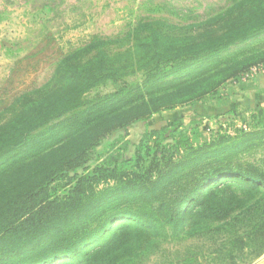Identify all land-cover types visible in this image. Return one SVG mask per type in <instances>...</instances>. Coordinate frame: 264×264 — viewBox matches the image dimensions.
Listing matches in <instances>:
<instances>
[{
	"label": "rangeland",
	"instance_id": "1",
	"mask_svg": "<svg viewBox=\"0 0 264 264\" xmlns=\"http://www.w3.org/2000/svg\"><path fill=\"white\" fill-rule=\"evenodd\" d=\"M220 41L226 43L224 48L195 59L189 56L184 67L169 66L151 79L130 65L123 76L110 77L85 92L83 108L51 115L54 119L37 125L23 143H16L19 136L0 138V150L16 143L11 151L8 146L0 153V169L10 173L44 155L49 159L71 140L88 144L82 132L87 119L127 112L141 115L144 108H149L150 115L144 113L148 117L106 136L96 149L101 161L119 162L113 167L124 182L135 181V175L146 177L149 162L161 153L158 144L173 148L181 142L183 148L188 140L193 149L213 143L229 147L250 134L264 136V115L246 122L236 111L235 98L244 75L264 66V0H0V136L19 126L30 108L49 107L70 90L67 77L56 82L53 76L64 61L65 66H76L77 61L67 59L74 51L87 49L77 57L85 63L100 60L99 53L107 50V66L115 67L134 64L156 50L173 53ZM30 91L28 101L20 97ZM175 121L178 124L168 128L167 136H144L147 129L160 130ZM231 152H238L242 162L261 166L264 140L255 149L242 146ZM180 160L176 154L171 164L165 158L145 181L162 186L178 180L185 173L174 167ZM167 164L170 168L164 169ZM229 184L235 195L244 197L243 186ZM121 187L120 181H110L99 189ZM118 192L121 200L128 191ZM118 224L131 226L128 221ZM135 231L131 228L130 233ZM181 249L175 243L165 251ZM166 259L161 252L145 253L133 245L116 264H167Z\"/></svg>",
	"mask_w": 264,
	"mask_h": 264
},
{
	"label": "trees",
	"instance_id": "2",
	"mask_svg": "<svg viewBox=\"0 0 264 264\" xmlns=\"http://www.w3.org/2000/svg\"><path fill=\"white\" fill-rule=\"evenodd\" d=\"M225 46L220 41L173 53L156 50L148 58L138 57L134 64L115 67L107 66V50L99 53L100 60L85 63L77 57L87 49L74 51L67 59L77 61L76 66H65L64 61L53 76L56 82L67 77L70 90L49 107L30 108L28 117L0 138L19 136L16 143H23L37 125L53 120L51 115L83 108L85 92L110 77L123 76L130 65H137L151 79L163 75L169 66L184 67L189 56L210 55ZM77 67L80 70L70 73ZM30 94L20 97L28 101ZM144 113L150 115L149 108L141 110V115L127 112L87 119L82 132L88 144L71 140L49 159L44 155L10 173L0 169V264H116L133 245L141 252H161L167 264H253L264 256V159L258 160V166L240 161L239 153L231 152L242 146L255 149L264 136L250 134L229 147L213 143L193 149L188 140L183 148L181 142L173 148L158 144L161 153L149 162L146 177L155 174L165 158L171 164L174 154L182 159L174 167L184 171L183 176L162 186H149L146 177L137 175L135 181L124 182L113 167L119 162L101 161L96 149L106 136L148 117ZM262 115L264 108L251 118ZM174 124L178 122L160 130L147 129L144 136H167ZM16 143L2 147L0 153L11 151ZM110 181H120L121 189H99ZM229 183L243 186L244 197L235 195ZM119 190L128 191L126 198L119 200ZM126 221L131 226H118ZM131 228L137 231L130 233ZM175 243L182 249L172 254L165 251ZM124 247L130 248L123 251Z\"/></svg>",
	"mask_w": 264,
	"mask_h": 264
},
{
	"label": "crops",
	"instance_id": "3",
	"mask_svg": "<svg viewBox=\"0 0 264 264\" xmlns=\"http://www.w3.org/2000/svg\"><path fill=\"white\" fill-rule=\"evenodd\" d=\"M235 98L238 103L236 111L242 114L245 121L260 108H264V71L241 82ZM255 264H264V257L262 256Z\"/></svg>",
	"mask_w": 264,
	"mask_h": 264
},
{
	"label": "built area",
	"instance_id": "4",
	"mask_svg": "<svg viewBox=\"0 0 264 264\" xmlns=\"http://www.w3.org/2000/svg\"><path fill=\"white\" fill-rule=\"evenodd\" d=\"M264 71V66L263 67H260V68H255L254 70H252V71H250V72H248V73H246L245 75H244V81H246L247 79H249L251 76H253V75H255V74H257V73H261V72H263Z\"/></svg>",
	"mask_w": 264,
	"mask_h": 264
}]
</instances>
